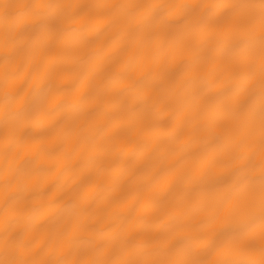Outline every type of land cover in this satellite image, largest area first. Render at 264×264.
<instances>
[{"label":"snow or ice","instance_id":"6c2138e0","mask_svg":"<svg viewBox=\"0 0 264 264\" xmlns=\"http://www.w3.org/2000/svg\"><path fill=\"white\" fill-rule=\"evenodd\" d=\"M105 30L119 42L106 58L138 69V98L49 142L50 96L83 83L70 102L97 110L85 60ZM0 96V264H264V0H0ZM102 128L96 166L42 216L51 154ZM138 136L176 137L179 151L104 195L106 155Z\"/></svg>","mask_w":264,"mask_h":264},{"label":"bare ground","instance_id":"6f19581e","mask_svg":"<svg viewBox=\"0 0 264 264\" xmlns=\"http://www.w3.org/2000/svg\"><path fill=\"white\" fill-rule=\"evenodd\" d=\"M93 2H116V0H93ZM119 2H132V0H119ZM136 2H162V0H136ZM88 48L90 54L86 57L85 64L92 68L89 77L93 84L87 101L97 105V110L85 115L70 102L74 94L78 95L85 90L83 83L78 89L70 88L62 95L50 96L48 102L60 107L55 108L47 117V120L54 125L53 135L47 138L49 142L55 141V133L74 122H85L86 126H94L104 118L105 113L138 98L137 88L132 86V79L138 74V69L136 72L124 71L120 55L106 58L109 53L119 48V42L112 36L111 31L99 32L88 42ZM2 104L3 98L0 96V105ZM166 116L167 111H163L153 117L157 130L169 125L170 122ZM107 132V128L98 129L95 137L89 139L82 150H73L72 142L68 140L62 148L51 154L50 160L54 167L42 173L45 182L41 186L40 195L35 200L55 199L56 203L51 208H45L41 213L42 216L48 215L54 211L55 207L67 200L72 194L69 189L77 185L81 176L90 168L96 166L98 161L89 155V150L91 145L105 142ZM178 151L176 137L165 141L156 136L147 138L138 136L116 142L115 153H108L105 157L103 177L108 183L103 189L104 195L121 184L145 183L157 167L174 158ZM109 184L111 187L108 186ZM3 187V183L0 182V190ZM3 210V201L0 199V215H3Z\"/></svg>","mask_w":264,"mask_h":264}]
</instances>
